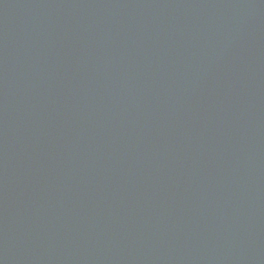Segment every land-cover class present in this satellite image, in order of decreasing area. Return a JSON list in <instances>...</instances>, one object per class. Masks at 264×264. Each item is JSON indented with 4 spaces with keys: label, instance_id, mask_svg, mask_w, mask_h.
I'll return each mask as SVG.
<instances>
[{
    "label": "water",
    "instance_id": "obj_1",
    "mask_svg": "<svg viewBox=\"0 0 264 264\" xmlns=\"http://www.w3.org/2000/svg\"><path fill=\"white\" fill-rule=\"evenodd\" d=\"M0 264H264V0H0Z\"/></svg>",
    "mask_w": 264,
    "mask_h": 264
}]
</instances>
